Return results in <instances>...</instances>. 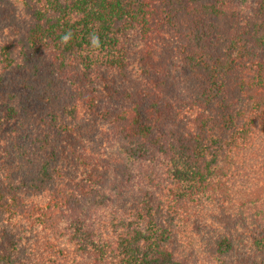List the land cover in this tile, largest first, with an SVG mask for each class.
<instances>
[{"label":"trees","instance_id":"16d2710c","mask_svg":"<svg viewBox=\"0 0 264 264\" xmlns=\"http://www.w3.org/2000/svg\"><path fill=\"white\" fill-rule=\"evenodd\" d=\"M0 264H264V0H0Z\"/></svg>","mask_w":264,"mask_h":264},{"label":"clouds","instance_id":"9594fccd","mask_svg":"<svg viewBox=\"0 0 264 264\" xmlns=\"http://www.w3.org/2000/svg\"><path fill=\"white\" fill-rule=\"evenodd\" d=\"M70 35L71 34L69 33L68 35L62 36V38H61L62 39V42L66 43L68 41ZM90 42H91V45L93 47H99L100 46V38H99V35L97 33H95V32L92 33L90 35Z\"/></svg>","mask_w":264,"mask_h":264}]
</instances>
